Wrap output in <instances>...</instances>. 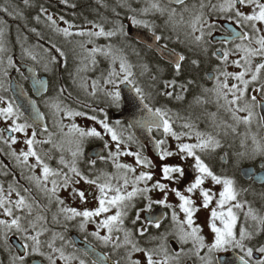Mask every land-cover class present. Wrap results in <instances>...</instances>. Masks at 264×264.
<instances>
[{
    "label": "snow or ice",
    "instance_id": "snow-or-ice-1",
    "mask_svg": "<svg viewBox=\"0 0 264 264\" xmlns=\"http://www.w3.org/2000/svg\"><path fill=\"white\" fill-rule=\"evenodd\" d=\"M58 2L77 7L70 0ZM23 4L31 7V0ZM17 7L4 0L0 13L25 19ZM117 7L127 10V30L116 8L115 20H89L90 27L78 31L72 30L75 26L63 15L59 19L67 27H61L43 5L33 17L74 45L80 61L77 76L89 70V65L94 67L98 57L109 61L101 80L89 85L84 77L79 78V87L90 97L102 96L103 106L84 104L90 109L84 111L66 105L63 86L45 101L59 129L58 139L41 123L44 113L36 108L37 101L28 98L31 111L17 103L27 97L22 87L19 97L4 94L12 86L9 70L20 69L9 54L7 21L0 19V144L4 146L0 152L20 169L17 177L12 167L0 161V175L9 178L0 181V253H7L0 264H184L190 257L199 264H264V208H254L243 198L250 187H243L239 176L225 167L238 168L244 160H258L264 171V0H197L191 5L187 0H145L142 8L132 7L130 0H118ZM150 14L165 17V25H172L176 46H169L171 35L157 34L155 24L141 18ZM220 19L238 25L239 30L219 28L224 38L215 47L213 33ZM106 24L111 26L106 28ZM178 24L186 25L183 39L176 31ZM132 26L151 33L148 47L167 62L170 78H164L161 61L155 66L129 62L124 53L125 47H131L128 41L134 40ZM30 31L44 39L35 27ZM113 37L121 38L122 46L96 43L99 38L110 41ZM49 43V48L34 47L47 54L41 58L44 71L55 72L61 63L66 64L67 53L51 38ZM132 50L141 55L135 47ZM22 55L40 62L32 48L22 46ZM205 63L211 65L207 78L212 86L198 85L200 95L195 101L216 106L217 112L210 114L212 131L200 130L190 117L173 114L160 104V98L183 100V93L197 83L195 77L183 79L185 66L199 71ZM146 74L150 82L144 84L140 77ZM31 80L37 92L48 90V82L35 72ZM121 86L129 88L139 110L127 124L109 116L111 108L122 106ZM219 112L224 118L217 123ZM77 118L91 124L82 126ZM65 119L70 123L66 125ZM221 134L242 137L244 150L219 155L217 150L224 149ZM92 142L99 143V151L87 155L85 146ZM149 146L151 155L147 154ZM217 156L223 162L219 168L212 163ZM126 157L131 162H125ZM98 162L107 167L98 168ZM244 174L253 183L260 180L264 189V175ZM260 196L264 199V191ZM53 205L57 212L52 223L62 224L65 230L71 225L83 233L84 248L49 227L47 213ZM165 222L169 227L161 231ZM13 237L18 238V247L11 243ZM170 237L179 243V250L171 246ZM66 245L73 251L66 252ZM231 253L235 260L223 258Z\"/></svg>",
    "mask_w": 264,
    "mask_h": 264
},
{
    "label": "flooded vegetation",
    "instance_id": "flooded-vegetation-1",
    "mask_svg": "<svg viewBox=\"0 0 264 264\" xmlns=\"http://www.w3.org/2000/svg\"><path fill=\"white\" fill-rule=\"evenodd\" d=\"M164 2L166 3L167 1L164 0ZM187 2L191 5V4L196 3L197 0H187ZM144 6H145V0H144ZM176 7L180 8L179 5H176ZM185 18L187 19V16ZM143 19H146V20L150 21L151 23L155 24V26L158 29L157 34H163L165 36L171 35L172 38L176 39V36L173 33L172 25H165V23H164L165 17H160L158 14L157 15H151L150 14L148 16H144ZM213 19L215 20L216 18L214 17ZM216 23L218 26V30L213 33V35L215 37L214 45H215V47H219L220 45L218 43H216V41H219V40L224 38V34H223V32L219 31V28L228 27V28H234L235 30H239V26L234 25L232 22L225 21L223 19L216 20ZM185 27H186V25H184V24L176 25V31L179 32L181 39H183ZM144 31L147 32V30H144ZM149 34L151 35V33H149ZM147 50H148V53L151 54V57L146 62L149 63L150 66H155L158 61H161L159 66L165 68L164 78H170L172 73H171L170 67L167 66V62L163 61V59L161 57H159L155 51H153L149 48H147ZM16 63H24V64H27V65L33 67L29 63H25V62L15 61V64ZM210 68H211V65H209L208 63L203 64L201 66V68L199 69V71H196L192 67L186 65L183 79H189V78L195 77L197 83L191 87V90L189 92L183 93V95H184L183 100H174L171 98H160V104H166L167 107L172 110L173 114H178L180 117H185V118L190 117L193 121H195V123L198 125V127L202 131H212L213 121H212V117L210 114L217 112V108L213 103L198 104L195 101V97L200 95V87L199 86H202V87H211L212 86V82L210 80H208V78H207V72L210 70ZM12 72L14 73V79L16 76L19 78V80L16 78L18 81H16V80L15 81L27 93V97H30L32 100L37 101L36 108H38L40 112L44 113V119H43L44 124L47 125L50 132H53L56 134L54 139H58L59 138V129L57 128L56 124L53 121L50 109L45 104V101L48 100L49 97H53V87H51L50 83L48 82V79H47V82L49 84L48 90L46 91L45 94L36 98L33 95V91L30 87L28 80L25 79V77L23 75H21V73H22L21 70L20 71L13 70L10 72V74ZM36 74L39 77L41 76L40 74H38V72ZM165 74H168V75L165 76ZM7 79L9 80V77ZM149 82L150 81H147V82H145V84H147ZM177 91H179V89H177ZM4 94L7 95L8 97L12 98L9 91L7 93H4ZM193 105H198L195 108L196 111L194 113H192V111L190 110V108ZM97 106H103V102L96 101L94 103V108ZM157 106H159V105H157ZM119 110H120V108L117 109L114 107V110L109 111V116L111 117L112 121L116 120L112 116L117 114L119 112ZM100 115H102V114H100ZM223 118H224L223 112L217 113V123H219L220 120ZM121 121L124 122L125 124L128 123V121H124V120H121ZM180 122L181 121H177V124H179ZM64 123L67 125L70 123V121L65 119ZM241 129H240V131H241ZM65 131H67V128H65ZM129 131L134 132V129H130ZM261 135H264V132H262ZM41 138H45V137H41ZM241 139H242V137H239V136L229 135L227 137H224L223 134H221V143L224 145V149H223V151L218 149L217 152L219 153V155H223L224 151H227V152H230L233 154L237 151H243L244 148L241 146V143H240ZM248 145L250 146L251 142L248 141ZM0 147H4V146L2 144H0ZM45 147H50V146L46 145ZM97 147H99L98 142H92V143L86 145L85 146L86 154L92 155L90 153L91 150L94 148H97ZM133 147H135V145H133ZM147 154H149V155L152 154L151 146H149ZM123 159L125 162H131V160H132V158H130V157H126ZM0 161H3L4 163H6L10 167H12L13 171L15 172V175L17 177H19L20 169L14 167V162L11 160L10 157H8L5 153L0 152ZM212 163L214 164V166L219 168V166L223 162H221L219 160V157L217 156L214 160H212ZM97 167L98 168H105V167H107V165H105L103 162H98ZM225 167L229 172H234L236 175L239 176L240 182H241L243 187H246V188L250 187V191L248 193H245L243 198L251 201L254 208L260 209L259 208V202H261V201L264 202V199L261 198L260 193H261V191H264V189H262L261 184L253 183L249 178L243 177L242 171L240 170V169H245V168H251V169H253V172H255V174L259 173L261 170H260V164H259L258 160H244L240 163L238 168L229 167L227 165H225ZM109 170H111V169H109ZM8 179H9L8 177H4L3 175H0V181H6ZM21 183H24L27 186L25 181L21 180ZM44 202L46 203V201H44ZM73 206L80 207V205L78 203H74ZM262 208H264V206ZM56 212H57V207L55 205H53V206H51V210L47 213L48 221H49V227L52 229V231L58 232V233H63L66 237V240L73 241L77 248H81V249L84 248L86 246V244H85L83 233H80L75 227H72L71 225H69L67 230H65L64 227L62 226V224L52 223V215ZM203 219H204L203 214H201L199 222L202 223ZM242 220H243V217L241 216V221ZM93 227L94 226H90L89 230H92ZM168 227H169L168 222H165L161 231H164ZM152 231H153V234H156L155 229H152ZM73 237L76 239V241L73 239ZM169 240H170L171 246L174 249L179 250V247H180L179 243L171 237L169 238ZM89 242L92 244H96V241H94V240H90ZM11 243H13L14 245H16L18 247L19 246L18 238L13 237ZM60 244H61V241L57 240V246H59ZM72 251H73V248L66 245V252H72ZM97 251H100L99 247L97 248ZM231 254H233V253H231ZM228 255H230V254H227L226 256H228ZM0 259L6 260L7 259V253L6 252L0 253ZM184 264H199V262L195 257H190V258L185 259Z\"/></svg>",
    "mask_w": 264,
    "mask_h": 264
},
{
    "label": "trees",
    "instance_id": "trees-1",
    "mask_svg": "<svg viewBox=\"0 0 264 264\" xmlns=\"http://www.w3.org/2000/svg\"><path fill=\"white\" fill-rule=\"evenodd\" d=\"M4 0H0V3H3ZM71 3H75L77 5L76 8H69L65 5H62L58 2V0H31V7H26L23 4V0H10V3L18 6L17 10L21 11L24 14L25 19H14L11 16H7L3 13H0V19L7 21V33H6V42L9 48V54L13 56L14 62H25L32 65L38 74L46 76L48 82L50 83L51 87H53L54 95L56 96L57 92L56 89L60 86H63L67 89L64 93V103L69 105L77 110H84L90 111L88 108H84V104L91 105L94 108V100L92 97H87V95H76L70 88L68 83L74 80L75 71L76 69L73 68L75 64H77L76 54L73 52L74 45H70L65 42L64 38L59 34L53 32L50 28H48L45 23H37L33 17H35L39 13V8L43 5L45 8L48 9L49 13L54 14V17L57 19L58 24L61 27H67L66 24L63 23L59 19L61 15L64 16L66 20L71 22L75 27L72 29L73 31H78L80 28L87 29L90 25L87 23L89 20L100 22L102 18L107 19L109 21L115 20L116 16L113 12V8H116V11L120 12L121 15L119 19L125 23L128 21L125 18L124 13L127 11L126 9H121L117 7L118 0H70ZM132 7L134 8H142L144 7V0H130ZM143 18V17H141ZM42 16V21H43ZM106 28L110 27L111 25L106 24ZM35 27L38 32H40L44 39L41 40L39 37L30 31V28ZM135 27V26H134ZM142 30H146L143 28H139ZM26 38V39H25ZM49 38H51V42H55L59 46L63 48V50L67 53L66 64L61 63L59 68L53 71L45 72L43 66L39 64L37 61H33L30 58L22 55V46L27 48H32L34 53L37 55L38 60L44 62L43 59H46L47 54L42 51L40 47H34L36 45H43L44 48H49ZM75 39H80L79 37ZM97 44H107L113 43L117 47L122 46V40L119 37H113L111 40H106L104 38H99L96 41ZM169 46H176V39L172 38L171 41H168ZM128 44L131 47H125V55L127 56L129 62L134 65H138L140 63L146 62L150 57L151 54L148 53L146 47L140 45L134 40H129ZM135 47L137 51L141 53L138 57L132 50ZM183 48V45L180 46ZM178 48V50H180ZM79 51V49H77ZM57 55L56 53H53ZM75 55V56H74ZM59 60L63 61L65 58L58 57ZM98 59V58H97ZM103 65L104 67V74L106 75L107 71L109 70V61L103 58ZM51 68V66H50ZM15 69H10L9 72ZM134 71L139 72V68L134 69ZM168 74H165V76ZM92 76V75H91ZM93 77V76H92ZM2 78V77H0ZM19 78L16 76L15 80L18 81ZM93 80H96L93 77ZM142 83L148 80V74L144 77H140ZM102 82V81H101ZM68 93H71V96H68ZM114 110V107L111 108L109 111ZM264 206V205H263ZM264 239V237H261Z\"/></svg>",
    "mask_w": 264,
    "mask_h": 264
},
{
    "label": "water",
    "instance_id": "water-1",
    "mask_svg": "<svg viewBox=\"0 0 264 264\" xmlns=\"http://www.w3.org/2000/svg\"><path fill=\"white\" fill-rule=\"evenodd\" d=\"M165 1H167V0H165ZM127 25H128V23H127ZM127 25H126V30H127ZM130 36L134 38V41L141 44L142 46H145L146 48H149L148 45L150 43H152V41L150 39L151 35L148 32L141 30V29H138V28L133 27V26L131 27ZM151 50L155 51L154 49H151ZM155 52L160 57L159 52L158 51H155ZM16 66L21 70L24 77H29L27 80L30 84L32 91H33V95L36 98H38L41 95L46 93V91L37 92L32 85L31 76H32L33 72L36 73V70L34 68H32L29 65L24 64V63H17ZM40 78L47 82V78L45 76H40ZM9 80L12 82L11 89L9 90L11 97L12 98L19 97L21 87L15 81L13 72L9 75ZM121 87L123 88V92H124V101L122 103V106H121L119 112L117 114L113 115L112 117H114L115 119H120V120L130 122L135 118L136 115H138L139 110L135 106L136 102L131 99L132 94H131L129 88L125 87V86H121ZM28 98L29 97H21L19 100H17V103H21L23 105L22 110H24V109H27L28 111L32 110L31 106L28 104ZM41 123L44 124V121L42 120ZM134 131H136V130L134 129ZM96 151H99V147L92 149L90 153L92 155H94ZM245 172H253V169H251V168L243 169V171H242L243 177L248 178V176H246L244 174ZM256 175L257 176L264 175V171H260ZM255 183L261 184V181L257 180ZM73 239L76 241V239L74 237H73ZM223 258H230V259L235 260V254L233 253V254H230V255L223 257ZM236 264H239V262L237 261Z\"/></svg>",
    "mask_w": 264,
    "mask_h": 264
},
{
    "label": "rangeland",
    "instance_id": "rangeland-1",
    "mask_svg": "<svg viewBox=\"0 0 264 264\" xmlns=\"http://www.w3.org/2000/svg\"><path fill=\"white\" fill-rule=\"evenodd\" d=\"M75 56V55H74ZM76 60H77V64H75L74 66H73V68L74 69H76V71L74 72L75 73V82H74V80H72V81H70L69 83H68V85H69V88L78 96V95H87L80 87H79V82H80V80H79V78L80 77H84L87 81H88V84L90 85L91 84V82L93 81V77H95V79L96 80H101V77H102V74H104V67H102V65H103V57H98V63L93 67V66H91V65H89V70H87V71H83V72H80L79 73V76H77V67L79 66V64H80V61H79V59L76 57ZM39 64L41 65V66H43V62L42 61H40L39 62ZM93 77H92V76ZM55 95H54V91H53V97H54ZM87 97H90V96H88L87 95ZM93 98V97H92ZM94 100H96V101H103V97L102 96H100V97H97V98H93ZM198 105H193L191 108H190V110L192 111V113H194L196 110H195V108L197 107ZM76 122L77 123H79V124H81L82 126L83 125H85L86 123L87 124H91V122L90 121H86V119L85 118H77L76 119ZM253 131H256V128H255V125L253 126ZM241 132H243V128L241 129ZM249 142H251L250 140H249ZM263 205H264V202L263 201H261V202H259V208L261 209L262 207H263Z\"/></svg>",
    "mask_w": 264,
    "mask_h": 264
}]
</instances>
